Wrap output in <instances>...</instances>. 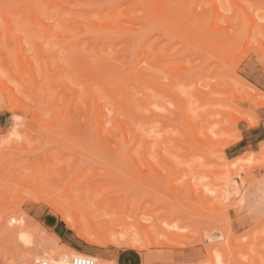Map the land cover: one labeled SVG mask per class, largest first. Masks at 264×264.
Listing matches in <instances>:
<instances>
[{"label": "rangeland", "instance_id": "374dc122", "mask_svg": "<svg viewBox=\"0 0 264 264\" xmlns=\"http://www.w3.org/2000/svg\"><path fill=\"white\" fill-rule=\"evenodd\" d=\"M20 1L24 0H0V15L7 11H13L15 7H18ZM30 1L28 3L36 2V7L42 15L52 18L53 27H56L54 28L55 31L60 32L65 28L62 26L61 29L58 25L59 20L64 21L62 19L65 21L113 19L112 22L117 24L116 26L140 29L134 33L121 27L102 31L101 28L89 24L88 27H79L75 24L71 28L72 30L65 28L68 30L65 31L63 29L64 34L68 33L75 36L69 39L70 41H61L55 40L50 35V37L44 36L41 24L36 22L30 24L29 19L23 17L22 20L19 14L12 15L15 19L14 24H17L14 25L17 28H14V32L21 35V43L26 51L24 54L29 56L28 59L36 61L37 50L31 43L38 42L41 43L42 53L46 56V59L43 58L41 62L44 64L47 63V59L50 60L52 68L44 70V77L50 72L54 78L56 77L55 79L61 76L72 79L71 75L74 72L80 74L81 77L82 70H84L82 67H86L88 63L84 66L82 64L91 61L88 66H92V63L96 61L97 65L100 62L97 58L102 57L104 60H100L105 62L104 66L101 64L102 68L100 66L101 69H98L96 65H93L92 67L95 66L99 72L96 71V76L93 74L92 77H97L98 80L100 76H104L108 80H105L107 83L116 75L125 76L129 74L131 70L127 67L128 63L134 62L131 63L132 66L137 67L138 71H143L150 84L145 85L148 87L143 86V84L136 86V89H131V103L136 113L134 114L135 117L133 116V121L136 119L135 124L137 123V126L146 124L144 126L147 127L145 131L147 135L138 126V131L142 132L143 136L142 134L139 135L144 139L147 137L150 141L154 140L151 138L156 137L158 143L161 142L162 145L161 147L156 146L155 149L160 153V149H162L163 156L160 159L155 157L157 154L154 151L147 159L148 162H143V165H136L124 153V149L128 146L123 147L120 151H113L111 149L112 140L115 142L118 141L117 139L121 140L122 137L117 138L115 136L109 138L110 140L105 137L108 138L109 135L112 137V133H117L118 126L112 122L113 120L108 119L110 121L108 123L103 121L105 125L101 126L106 130L107 128L110 129L111 131L108 132L110 134L107 131L104 132L102 128L104 133L102 132L100 137L97 135V128H101V126L97 127L99 126L97 117L100 118L97 104L87 100L89 99L88 93L82 89H79L77 101L73 103L71 99L69 100L67 97L65 99L67 90L64 93L65 89H57L52 93L53 98L50 94V98L53 99L50 100L53 102L50 103L51 106L47 102L50 95L45 97L46 100L42 104L40 98L42 99L43 92L36 90L39 89L36 88L34 89L35 93L37 91L36 95L31 94L30 90L34 86L22 75V71L21 74L17 73L20 72L19 68L21 70V64H23L19 63V67V61L16 57L22 53L20 43H15L14 34H11L9 46L7 44L6 46L1 38L0 64L2 62L14 71L8 74V68L2 67L7 70L4 73L7 72L9 75L8 79L5 74L4 77L2 76L3 80L6 79L4 85H9L12 89L0 94V139L8 133L13 115L16 114L26 119V126L23 129V134L26 135L23 139L24 143L20 146L17 145L21 151L17 146L18 149H7L0 144L2 146L0 153L4 158L0 157V160L3 161L0 162V169L2 170L0 171V191L3 195L5 194V197L0 194L2 195L0 196L1 264H8L18 257L21 259L25 255L37 252L41 248H49L54 244L63 245L87 255L100 256L107 264H116L114 258L120 250L138 251L141 264H214L212 263L213 255L222 251H216L219 247L210 244L208 232L217 229H228L232 239L238 244L232 250H237L234 255L240 258L237 257L240 262L235 259L237 262L231 260V263L232 261L233 264H235L234 262L237 264L245 263L247 260L249 262L250 259L254 261L249 263L264 264V214L247 210L246 201L240 202L239 197L232 192L235 188L233 187L235 181L241 182L245 188L258 177L264 180V169L251 164H256L257 158L261 160V162L258 160L259 163H264V141L253 142L242 137L244 127L252 128L259 124L260 115L264 110V106L255 107L254 101L264 102V51L260 46V43L264 42V0H237L238 3L240 2V8L238 3L237 6L234 4V0H215V3L214 0H192L195 2V4L193 3L194 6L191 4L186 9L187 13H184L187 19L192 17L195 12L198 13L200 8L207 10L206 12L200 10L201 18L207 20L206 28L204 29L205 26L203 25L204 27L199 29L200 31L197 29L198 34H193V36L192 33L186 34L183 30H178L179 28L174 27L175 24L173 25L175 30L184 35L174 34L176 33L174 31L171 32L173 34L171 36L170 31L167 29L160 30L162 26H158L153 20L151 21L154 23L149 21V24L142 28L143 23L146 22V17H142L144 9L139 0H82L83 3H76L78 0H73L74 2L71 3V0H68L63 7L59 5L60 3H54L53 0ZM171 1L174 2V0H166L165 3L169 4ZM216 1L219 5L221 4L222 7H219L222 9L213 5L217 3ZM222 1H225V4ZM171 4L170 7H173L174 3ZM211 6H216V10L219 12L215 17L213 11L215 8H210ZM170 7L168 6V8ZM59 8L63 9L59 10ZM244 9L245 13H241ZM224 10L227 12L225 13ZM247 11L250 13L248 16ZM249 15L253 17V22H251ZM167 16L173 18V14L168 13ZM183 18L185 20V16ZM180 20L181 17L179 22ZM250 22L251 24H249ZM233 23L235 26L232 25ZM177 24L181 25V23ZM215 27L216 29H213ZM234 31H236L235 35L237 34V36H233L235 39L231 36L233 42L228 35ZM145 34H148L146 36V48H150L151 52L148 61L141 62V48L138 45L142 43V37ZM187 35L196 38L194 44L203 41V45L197 43L198 46H192L191 37H186ZM185 38H188L191 44ZM209 38L212 40L208 41ZM213 40L215 45L212 44V46ZM217 40L219 41L216 43ZM77 43L79 44L77 45ZM3 44L6 47H2ZM19 50L20 52H18ZM52 51L56 54L54 53L55 57L51 58V54L54 56ZM12 53H15V58ZM156 55L160 59H157ZM6 57L10 58V61ZM68 60L74 64L70 63L72 68L66 69L67 72L54 70L56 61L60 63L67 61L66 63L69 64ZM77 61H81V63L78 64ZM37 65H35V70L39 68ZM39 69L41 70V68ZM72 69H78L81 72H77L78 70L73 72ZM102 69L104 70L102 71ZM100 72L103 74L98 75ZM78 74H73V76H76V79L79 78V82L88 86L90 90L93 88L94 91H92L96 94L98 102L101 105L103 102V107L106 105L105 111L108 115L106 118L112 119L118 115L123 119L125 113L118 105L119 101L106 97L104 94L103 86L100 85L103 80L100 78V82L97 83L96 80H87L88 82L83 83L84 79L81 81L82 77L77 76ZM20 75L22 76L20 77ZM108 84L110 85V83ZM78 85V88H82L81 84ZM27 88L29 89L28 92L26 91ZM59 91H63V93H59ZM248 93H253L254 97ZM16 98L31 106L27 114H24L25 112L20 109L10 110L9 101H14ZM56 99L61 103V105L59 104L60 109L62 106L63 113L61 115L58 114L60 109H58L59 105L57 106ZM139 101H142V104L138 103ZM54 102L57 106L55 109ZM91 102L95 103L94 108H97L96 110L93 106L90 107L94 105ZM87 103L89 104L87 105ZM84 106L87 108L85 109ZM41 110L47 112L49 110V112H46L45 116H41L39 112ZM72 110L74 111L72 112ZM66 115H68L66 119L69 126H63L67 122L64 119ZM106 118L104 116V119ZM197 119H200V122ZM189 120L193 123H190ZM201 120L203 121L202 124ZM80 121L83 123L79 124ZM185 121L188 122L185 123ZM46 122L50 123V127L45 125ZM82 131L84 132L82 133ZM206 133H209V136H205ZM149 137L151 138L149 139ZM114 139L116 140L114 141ZM108 141L110 142L108 143ZM209 141L214 142V145ZM149 147L151 148V145ZM162 158L165 163L161 162ZM47 159H50V162ZM167 160L171 163L166 162ZM244 165L246 166L244 167ZM141 166L143 170L138 168ZM248 166H250L249 171ZM245 170L249 174L248 172L246 174ZM187 172L189 173L188 176ZM250 174L252 175L250 176ZM51 178H55L57 182ZM37 188L41 190L40 193ZM66 188L70 191L69 194L67 193L68 196L65 193ZM17 195L19 197H15ZM208 198L213 202L209 201ZM58 207L61 209V213L56 210ZM71 212H75L78 216L81 233L89 238L93 244H86L80 240L78 224ZM84 215L88 217L91 223L86 220L87 217ZM64 219L65 221H63ZM55 220L58 222L56 226L53 224ZM138 223L149 224L147 234L143 235L138 229L136 231L141 233L139 236L140 233L134 231L135 226L138 228ZM132 229L137 233L139 239L136 243L141 242V246L139 245L141 248L131 249L126 245L130 241L126 237L127 233H132ZM108 231L109 233H107ZM120 235H124V240H128H126L125 245L124 241H121L123 245L120 244V241L118 242L121 238ZM140 237L142 241H140ZM248 262L246 263L248 264Z\"/></svg>", "mask_w": 264, "mask_h": 264}, {"label": "bare ground", "instance_id": "6f19581e", "mask_svg": "<svg viewBox=\"0 0 264 264\" xmlns=\"http://www.w3.org/2000/svg\"><path fill=\"white\" fill-rule=\"evenodd\" d=\"M25 1V2H24ZM24 1H20V3L18 4V7H15V9L13 10V11H11V12H9V11H7L6 13H2L1 15H0V39L2 38V42L4 41V44L6 45H8L9 43H10V40H11V34H14V38H15V43H20V50L22 51V53L18 56H16L15 55V53H12L13 54V57L15 58V56L17 57V59H18V65H19V67H20V64L21 63H23V64H21V70H20V68H19V71L20 72H17L18 74H21V71H22V75L24 76V77H26L29 81H30V83H31V85L32 86H34V87H32L31 88V90H30V92H31V94H33L34 96L36 95V93H37V91H36V93H35V91H34V89H36V88H39V89H36V90H40L41 92H43V95H42V99L40 98V102H42V104L44 103L43 101H45L46 99H45V97H47V95H52V93L54 92V91H56L57 89H61V90H63V89H65L64 91V93H66V90L68 91L66 94H65V99H66V97L67 98H69V100L71 99V101H72V103L73 102H75V101H77V97H78V95H79V89H82L83 91H86L87 93H88V97H89V99H87V100H89V101H94L96 104H97V108H98V114H99V116H100V118L99 117H97L98 118V120H97V118H96V120H97V122H98V125L99 126H97V127H100L101 125H105V123L104 122H106L107 121V123L108 122H110V121H108V119L109 120H113L112 122L114 123V124H116L117 126H118V131H117V133H112V137H110L111 135H109L108 136V138H107V136L105 137L106 139H109V138H114L115 136L117 137V138H119L120 136L122 137V139L121 140H119V139H117L118 141H115L116 139H114V141L115 142H113V140H112V142H111V145H113L112 147H111V149L113 150V151H117V150H121V149H123V147L125 148V146H128L127 148H125L124 149V153H125V155H127L133 162H134V164H136V165H143V162H148V160L147 159H149V156L151 155V152L153 153L154 151H155V154H157V155H155V157H157V158H161L163 155H162V149H160L161 150V153H160V151H157L155 148H157L156 146H160L161 147V142H159L160 143V145H158L159 143H158V139H156V137H153V138H151V137H149V139L151 138V139H154V140H148V138L147 137H145V139H144V137H142L141 138V134H142V132L144 133L145 131H146V128L147 127H145L146 126V124L145 123H143L141 126H139V127H141L140 129H141V131L142 132H140V131H138L139 130V128H138V126H137V123L135 124V121H136V119H135V121H133V116H134V114H136L135 112H134V110H133V105H132V103H131V98H130V94H131V92H132V88L134 89L136 86L138 87L139 85H143V86H145V85H148V84H150L149 83V81H148V79L144 76V75H146V74H143V71H138V69H137V67H135V66H132V64L134 63V62H129L128 64V68H130V70L132 71H129L130 73L129 74H127V75H125V76H121V75H116L112 80H109V82H107V83H110V85L108 84L107 85V83L105 82V80H107V79H105V77L104 76H100V78L103 80V81H101L102 82V84L100 83V85L101 86H103L102 87V89H103V91H104V94L106 95V97H110L111 99H113V100H115V101H119L118 102V105L120 106V108H122L123 109V112L125 113V115H123V119L122 118H120V117H118V115L117 116H114L112 119H110V117H108V118H106V116H108L107 115V113H106V111H105V109L107 108V107H105L106 105H104V107H103V102H102V105L98 102L99 100H97V97L95 96L96 94H94V89L92 88L91 90L89 89V87L88 86H85L84 84H82V82L80 83L79 81V78L78 79H76V76H73V74H78V73H75L74 71L75 70H78L79 69V67H78V69H72V71L74 72H71V73H73L72 75H71V78L72 79H69V78H64L63 76H61L60 78L58 77V79H55L53 76H52V74H51V72L50 73H48V74H46V76L44 77V70L47 68L48 70H50L51 68H52V66H51V63L48 61V59H47V63H42L41 61H43V58L44 59H46L45 57L46 56H44L43 55V53H42V46H41V43H36V42H33V43H31V45L33 46V47H35L36 48V50H37V59H36V61L34 60H29L28 58H29V56H27L26 54H24V52H26L25 51V47H24V45L21 43V41H22V37H21V35L20 34H16L15 32H14V30L15 29H17V28H15V26L17 25V24H14L15 23V19L12 17V15L13 14H19L21 17H22V20H23V17H25V18H27V20L29 19V23L30 24H33L34 22H36V23H39V24H41L42 26H43V31H44V36L45 35H48V37H54V39L55 40H61V41H63V40H69V39H71V38H73L75 35H70V34H64V32L65 31H68V30H65V28H68V29H71L72 27H73V25H79V27L80 26H87L88 24L91 26H93V27H97V28H101L102 29V31L103 30H112V29H114V28H116V27H121L122 29H125V30H129L130 32H132V33H134V32H138L140 29H137V28H132V27H123V26H116L117 24H114V22H112L113 21V19L111 20V19H108V20H101V21H91V20H88V19H83V20H74V21H71V20H66L65 21V19H62V20H64V21H60L59 20V24L58 25H60V28L62 29L63 27L62 26H64L65 28H63L60 32L59 31H55V29L54 28H56V27H53V22H52V18H50V17H45L44 15H42V13L40 12V10L39 9H37V7H36V2H32V3H28L26 0H24ZM72 1L73 0H71V3H72ZM140 1V4L143 6V9H144V13L142 14V17L144 16V17H146V22L145 23H143V26H142V28H144V27H146L147 26V24H149V21H151V20H153V21H155L156 22V24H158V26L160 25V26H162L161 28H160V30H163V29H167L168 31H170V33L171 32H174V31H176V33H174V34H180L179 32H178V30H183V32L184 33H186V34H191L192 33V36H193V34H198V32L200 31L199 29H202L204 26V29L206 28V19L205 18H201V16H200V12L201 11H204V12H206L205 11V9L203 8V9H199V11H198V13L197 12H195V14L192 16V17H190V15H189V17L190 18H186V15H184V13L186 12V9L192 4L193 6H194V4H195V2L194 1H192V0H174V2L173 1H171L169 4H167V3H165L166 2V0H139ZM197 1V0H196ZM198 1H200V0H198ZM235 2H234V4H236V6H237V3H238V1L237 0H234ZM22 2V3H21ZM31 2V1H30ZM50 2H52V1H50ZM53 2L55 3V2H57V4L58 3H60L59 5H62L61 7H63V6H65V3L66 2H68V0H53ZM52 2V3H53ZM74 2V1H73ZM76 2V1H75ZM78 2H80V3H83V1L82 0H78L76 3H78ZM214 3H215V0L213 1ZM217 2V1H216ZM221 2V1H220ZM232 2V1H231ZM51 3V4H52ZM63 3V4H62ZM171 3H174V6L173 7H170V6H172V4ZM194 3V4H193ZM218 3V2H217ZM213 4V5H217V7L218 8H221L222 6H221V4L219 5V3L218 4ZM222 3H224L225 4V1H222ZM242 3V2H241ZM69 4H70V1H69ZM210 4H211V1H210ZM210 4H209V6H210ZM231 4H233V3H231ZM79 5V4H78ZM240 2L238 3V7L240 8ZM57 6V5H56ZM168 6L170 7V8H168ZM197 6V5H196ZM219 6H221V7H219ZM60 7V6H59ZM226 7V6H225ZM208 8V7H207ZM210 8H215V9H213V11H214V17H215V15H217V13H219V12H217V10H216V6H211ZM242 8H244V7H242ZM63 8H59V10H62ZM222 9V8H221ZM226 9V8H225ZM201 10V11H200ZM212 10V9H211ZM224 12H225V10H224ZM227 12V11H226ZM225 12V13H226ZM168 13H170V14H173V18L171 17V16H167V14ZM187 13V12H186ZM223 13V12H222ZM241 13H245V9H244V11H241ZM248 11H247V16H248ZM174 14H175V16H176V18H175V16H174ZM203 14V13H202ZM250 14V13H249ZM219 15V14H218ZM151 18H150V17ZM183 16H185V20H184V18L182 19V17ZM213 16V15H212ZM242 16V15H241ZM246 16V15H245ZM141 17V18H142ZM167 17V18H166ZM178 17V18H177ZM180 17H181V20H180V22H179V19H180ZM213 17V18H214ZM223 17V16H222ZM221 17V18H222ZM249 17H251V22H253L252 20H253V17L252 16H250L249 15ZM255 17V16H254ZM259 17V16H258ZM24 18V19H25ZM128 18V17H127ZM150 18V19H149ZM175 18V19H174ZM212 18V17H211ZM260 18V17H259ZM21 19V18H20ZM134 19V18H133ZM174 19V20H173ZM178 21H177V20ZM185 21V22H183V21ZM218 20V19H217ZM246 20V19H245ZM244 20V21H245ZM124 21H126V20H124ZM147 21H148V23H147ZM173 21V22H172ZM177 22V23H181V25L179 24H177V23H174V22ZM248 21H250V20H248ZM247 21V22H248ZM122 22V21H121ZM152 22V21H151ZM170 22V23H169ZM251 22L249 23V24H251ZM257 22V21H256ZM152 23H154V22H152ZM166 23H169L168 25L166 24ZM188 23H191V24H188ZM215 23V22H214ZM235 23V22H234ZM234 23L232 24L233 26H235L234 25ZM56 24V23H55ZM140 24H141V22H140ZM175 24V25H174ZM184 24V25H183ZM186 24H187V27H185L186 26ZM208 24V23H207ZM210 24V23H209ZM231 24V23H230ZM245 24H246V22H245ZM15 25V26H14ZM127 25V24H126ZM171 25V26H170ZM173 25H174V27H176V28H179L178 30H175L176 28H174L173 27ZM177 25V26H176ZM204 25V26H203ZM33 26V25H32ZM129 26H132V25H129ZM184 26V27H183ZM226 26V25H225ZM58 27V26H57ZM88 27V26H87ZM181 27V28H180ZM224 27V26H223ZM247 27V26H246ZM15 28V29H14ZM32 28H34V27H32ZM31 28V29H32ZM96 28V29H97ZM221 28V27H220ZM235 28V27H234ZM54 29V30H53ZM95 29V28H94ZM100 29V30H101ZM120 29V28H119ZM197 29L199 30V31H197ZM213 29H216V27L215 28H213ZM263 29V28H262ZM19 30V29H18ZM57 30V29H56ZM72 30V29H71ZM81 30V29H80ZM80 30H79V32H80ZM84 30V29H83ZM219 30V29H218ZM238 30V29H237ZM246 30V29H245ZM82 31V30H81ZM188 31V32H187ZM224 31V30H223ZM226 31V30H225ZM229 31H231V30H229ZM59 32V33H58ZM216 32V31H215ZM220 32H222V31H220ZM235 32L236 31H234L233 33L231 32V34H229L228 36L231 38V36L233 37V36H237V34L235 35ZM169 33V34H170ZM246 33V32H245ZM251 33H252V31H251ZM172 34V33H171ZM185 34V35H186ZM42 35V36H43ZM50 35V36H49ZM148 34H145L143 37H142V39H143V41H142V43L140 44V45H138V46H140V48H141V54H142V59L140 60L141 62L143 61V62H147L148 61V59H149V57H150V52H151V49L150 48H146V45H147V40H146V36H147ZM180 35H184L183 33L182 34H180ZM223 35H224V33H223ZM222 35V36H223ZM43 36V37H44ZM171 36H173V34L171 35ZM178 36V35H177ZM177 36H176V38H177ZM190 35H187L186 37H189ZM192 36H190L191 38H190V40L192 41V43L194 42L195 43V37H193L192 38ZM195 36V35H194ZM179 37V36H178ZM75 38H77V37H75ZM80 38H81V36H80ZM79 38V39H80ZM180 38V37H179ZM181 38H183V37H181ZM226 38H228V37H226ZM234 38V37H233ZM233 38H231L232 39V41H233ZM186 39V38H185ZM194 41H193V40ZM198 39H200V38H198ZM210 39L211 38H209V39H207L208 41H210ZM217 39V38H216ZM235 39V38H234ZM77 40V39H76ZM187 40V42L188 43H190V40L187 38L186 39ZM203 40V39H202ZM212 40V39H211ZM70 41V40H69ZM72 41V40H71ZM79 42H80V40H78ZM208 41H206V42H208ZM219 40H217V41H215L216 43L218 42ZM224 41V40H223ZM263 41V40H262ZM75 43L77 42V41H74ZM201 43H199V41L198 42H196V44H192V46H194V45H197V43H198V45L199 44H201V45H203V41H200ZM214 40L212 41V43H211V45L213 44V45H215L214 43ZM229 42V41H228ZM234 42V41H233ZM70 43H72V42H70ZM69 43V44H70ZM236 43V42H235ZM260 43V42H259ZM3 44V46L2 47H6L5 45ZM56 44V43H55ZM54 44V45H55ZM61 44V43H60ZM63 44V43H62ZM79 43H77V45H78ZM191 44V43H190ZM206 44H210V43H206ZM58 46H59V44H57ZM64 45V44H63ZM67 45V44H66ZM197 45V46H198ZM212 45V46H213ZM217 45H219V44H217ZM9 46V45H8ZM11 46V45H10ZM17 46V45H16ZM73 46H74V44H73ZM260 46H262V48H263V51H264V42H262V43H260ZM18 47V46H17ZM72 47V46H71ZM9 48V47H8ZM66 48V47H65ZM139 48V47H138ZM19 49V48H18ZM20 50L18 51V52H20ZM35 50V51H36ZM10 52V51H9ZM51 52V51H50ZM53 52V55H54V51H52ZM7 54V53H6ZM5 54V55H6ZM17 54H19V53H17ZM56 54V53H55ZM141 54H140V56H141ZM15 55V56H14ZM6 56H9V55H6ZM49 56V55H48ZM57 56V55H56ZM4 57V56H3ZM13 57H11V58H13ZM50 57L52 58V57H55V55L54 56H52V54L50 55ZM97 58V57H96ZM95 58V59H96ZM156 58L157 59H160V57L159 56H157L156 55ZM156 58H155V60H156ZM6 59H8L7 57H6ZM10 59V58H9ZM8 59V60H9ZM16 59V60H17ZM97 59H99V63H97V65H96V61L95 62H93L92 64L93 65H96V68H98V69H101L102 68V66H101V64H103V66H104V63L102 62L104 59L101 57V58H97ZM96 59V60H97ZM102 61H101V60ZM6 61V60H5ZM10 61V60H9ZM46 61V60H45ZM44 61V62H45ZM69 61V60H68ZM82 61V60H81ZM81 61L80 62H78V64L79 63H81ZM157 61V60H156ZM12 62H14V61H12ZM38 62H40V63H38ZM67 62V61H66ZM66 62H62V63H60V62H58V61H56V63H55V65H54V70H57V72L59 71V70H62V72H63V70L65 71L66 69H71L72 67H70V63H72L71 61H69V64L68 63H66ZM90 62L91 61H89V62H83L82 61V63H84V64H82L83 66L86 64V63H88V64H90ZM10 63V62H9ZM15 63V62H14ZM16 63H17V61H16ZM20 63V64H19ZM132 63V64H131ZM37 64H40L39 66L37 65ZM46 64V65H45ZM72 64H74V63H72ZM88 64H86V67L84 66V67H82V69H84V70H82L83 71V73L81 74L82 76V79H81V81L83 80L84 82L83 83H85V81H90V80H93V81H95L96 83L97 82H100V78L97 80V77L95 78H93L92 76H93V74L95 75V74H97V72L96 71H98L99 72V70L97 69H95V66L94 67H92V66H88ZM146 64H148V63H146ZM150 64V63H149ZM17 65V66H18ZM35 65H37L39 68H41V70L39 69V68H36V70H35ZM106 65V64H105ZM141 65V64H140ZM101 66V68H99ZM5 67V69H7L8 67L6 66V65H4L2 62H1V64H0V83L1 84H3V85H1L0 84V94H3L5 91H10L12 88H10L9 87V85H4V80H6V79H2V76L5 74L4 72L5 71H7L8 70V74H11V71H14V69H12L11 70V67H10V69L8 68L7 70H4L3 68ZM7 67V68H6ZM75 67V66H74ZM80 67H81V65H80ZM76 68V67H75ZM92 68V69H91ZM136 68V69H135ZM39 69V70H38ZM104 69H106L105 67H104ZM104 69H102V71L104 70ZM143 69V68H142ZM38 70V71H37ZM54 70H53V72H54ZM80 70V69H79ZM77 71V72H81V71ZM96 72H94V71ZM183 70H184V68H183ZM68 71V70H67ZM67 71H65V72H67ZM90 71V72H89ZM101 71V70H100ZM103 74V72H100L98 75H100V74ZM7 74V72H6V77H7V79H8V77H9V75ZM59 74H61V72H59ZM58 74V75H59ZM4 75V76H5ZM22 75H20V77L22 76ZM80 74H78L77 76H79ZM3 76V77H4ZM56 76V75H55ZM96 76V75H95ZM19 77V78H20ZM67 77V76H66ZM80 77V76H79ZM80 77V78H81ZM103 77V78H102ZM21 80H23V78H20ZM26 79V80H27ZM153 79V78H152ZM25 80V79H24ZM153 80H155V79H153ZM152 80V81H153ZM43 81V82H42ZM87 81V82H88ZM108 81V80H107ZM156 81V80H155ZM148 83V84H147ZM6 84V83H5ZM25 84V83H24ZM78 84H81V87L82 88H78ZM88 84V83H87ZM86 84V85H87ZM88 85H90V84H88ZM160 85V84H159ZM24 86V85H23ZM100 86V87H101ZM153 86V85H152ZM25 87V86H24ZM24 87H23V89H24ZM110 87V88H109ZM136 87V88H137ZM145 87H148V86H145ZM84 88V89H83ZM135 88V89H136ZM28 89V88H27ZM93 90V91H92ZM146 90V89H145ZM13 91V90H12ZM27 92L29 91V89L28 90H26ZM153 91V90H152ZM62 93H63V91H61ZM60 91H59V93H61ZM202 93V92H201ZM12 94V93H11ZM30 94V93H29ZM30 94V95H31ZM58 94V93H57ZM249 95L251 94V93H248ZM40 95V96H41ZM51 95L49 96V101L47 100V102H49V104L48 105H50L51 106V104L50 103H53L52 101L50 102V100H53L52 98H53V95H52V98H50L51 97ZM85 95V94H84ZM251 95H253V93L251 94ZM250 95V96H251ZM32 96V95H31ZM56 96V95H55ZM99 96V95H98ZM16 97V96H15ZM33 97V96H32ZM39 97V96H38ZM57 97V96H56ZM87 97V96H86ZM87 97V98H88ZM118 97H119V99H118ZM253 97H254V95H253ZM252 97V98H253ZM3 98V97H2ZM99 99H101L100 97H98ZM17 99V98H16ZM14 100V101H9V104H8V106H9V108H10V110H12V111H14L15 109H20V110H22V111H24L25 113L24 114H27L29 111H30V108H31V106L28 104V103H25V102H23V101H20L19 99H17V100ZM55 99V98H54ZM238 99V98H237ZM251 99V98H250ZM61 100H62V98H61ZM68 100V99H67ZM66 100V102H68ZM84 100H86V99H84ZM55 101V100H54ZM56 103H57V106L60 104L61 105V103L59 102V100H57L56 99ZM82 101V100H81ZM88 101V102H89ZM101 101V100H100ZM255 101V107H260V106H264V102H262V101H259V100H254ZM38 102V101H37ZM66 102H65V104H66ZM94 102H91V103H93L94 105H89L90 107H92L93 106V108L95 107V103ZM178 102H180V101H178ZM39 103V102H38ZM46 103V102H45ZM55 102H54V104H53V106H54V109L57 107L55 104H56ZM80 103V102H79ZM138 103H140V104H142V101H139ZM39 104H41V103H39ZM89 103H87V105H88ZM180 104V103H179ZM60 105L58 106V109H60L59 107H60ZM41 106V105H40ZM46 106V105H45ZM44 106V107H45ZM52 106V107H53ZM82 106V105H81ZM80 106V107H81ZM44 107H42V108H44ZM65 107V106H64ZM63 107V108H64ZM103 107V108H102ZM182 107V106H181ZM47 108V107H46ZM78 108V107H77ZM84 108H85V106H84ZM84 108H82L83 110H85L86 108H87V106H86V108L84 109ZM96 108V109H97ZM149 108V107H148ZM184 108V107H183ZM48 109V108H47ZM65 109V108H64ZM67 109V108H66ZM95 109V108H94ZM95 109V110H96ZM44 110V109H43ZM46 110V109H45ZM61 110H62V106H61V109H60V113L58 112V114H60L61 115V113H63V110H62V112H61ZM91 110V109H90ZM89 110V111H90ZM53 111V110H52ZM51 111V113H53ZM57 111V110H56ZM71 111V110H70ZM74 110H72V112H73ZM108 111H110V109H108ZM145 111V110H144ZM186 111V110H185ZM188 111V110H187ZM40 112V115L41 116H43L47 111H39ZM48 112H49V110H48ZM47 112V113H48ZM65 112V111H64ZM67 112H69V111H67ZM95 112V111H94ZM105 112V113H104ZM184 112V111H183ZM89 113V112H88ZM108 113H110V112H108ZM186 113V112H185ZM198 113V112H197ZM64 114H66V113H64ZM64 114H63V116H64ZM70 114V113H69ZM75 114V113H74ZM115 114V113H114ZM54 115V114H53ZM146 115V114H145ZM144 115V116H145ZM152 115H155V114H152ZM158 115V114H157ZM161 115V114H160ZM188 115V114H187ZM198 115V114H197ZM200 115H202V114H200ZM45 116V115H44ZM52 116V115H51ZM62 116V118H64ZM68 115H66V117L64 118V119H66V118H68L67 117ZM70 116V115H69ZM104 116H105V118L106 119H104ZM199 116V115H198ZM197 116V117H198ZM54 117H56V116H54ZM94 117V116H93ZM103 117V118H102ZM135 117V116H134ZM165 117V116H164ZM197 117H195V118H197ZM62 118H60V119H62ZM70 118V117H69ZM138 118V117H137ZM144 118V117H143ZM188 119V118H187ZM194 119V118H193ZM50 120H52L51 118H50ZM57 120V119H56ZM59 120V119H58ZM57 120V121H58ZM184 120H186V119H184ZM198 120V119H197ZM200 120V119H199ZM198 120V121H199ZM202 120H204V119H202ZM201 120V124H202V121ZM62 121V120H61ZM66 121H67V119H66ZM104 121V122H103ZM139 121H141V120H139ZM190 121V120H189ZM52 122V121H51ZM63 123H65L64 121H62ZM76 122V121H75ZM81 122L82 121H80L79 122V124H81ZM188 122V121H187ZM186 121H185V123H187ZM200 122V121H199ZM198 122V123H199ZM61 123V122H60ZM83 123V122H82ZM90 123V122H89ZM96 123V122H95ZM103 123V124H102ZM106 123V124H107ZM147 123V122H146ZM190 123H193V122H191L190 121ZM189 123V124H190ZM195 123V122H194ZM197 123V124H198ZM57 124V123H56ZM144 124H145V126H144ZM45 125L46 126H48L49 125V127H50V123H48V122H46L45 123ZM53 125V124H52ZM61 125H62V123H61ZM69 126V122L67 121L66 123H65V125L63 124V126ZM72 125V124H71ZM191 125V124H190ZM25 126H26V119H24V118H22L21 116H19V115H13V117H12V124H11V127H10V129L8 130V133L6 134V136H4L2 139H0V144L1 145H4L3 147L4 148H7V149H15V148H19V146L20 145H22V143H24L23 142V139L26 137V135L25 134H23L24 133V128H25ZM56 126V125H55ZM94 126V125H93ZM103 126H101V128H97L98 129V133H97V135L100 137V134H103L104 132H106L107 131V133L108 132H110L109 130H108V128H107V130L105 129V128H103ZM136 126V127H135ZM143 126V127H142ZM48 127V128H49ZM81 127V126H80ZM106 127V126H105ZM149 127V126H148ZM47 128V127H46ZM67 128V127H66ZM82 128V127H81ZM104 129V132H103V129ZM136 128H137V130H136ZM144 129V130H143ZM48 130V129H47ZM61 130V129H60ZM65 130V129H64ZM67 130H69V129H67ZM100 130H102V131H100ZM194 130H195V128H194ZM100 131V132H99ZM56 132V131H55ZM78 132H79V129H78ZM84 131H82V133H83ZM96 132H97V130H96ZM103 132V133H102ZM65 133H67V132H65ZM64 133V134H65ZM106 133V134H107ZM62 134H63V132H62ZM68 134V133H67ZM108 134H110V133H108ZM140 134V135H139ZM145 134H146V132H145ZM209 134V133H208ZM207 133H206V135L205 136H209ZM69 135V134H68ZM147 135V134H146ZM151 135V134H150ZM149 135V136H150ZM64 136V135H63ZM142 136H143V134H142ZM65 137V136H64ZM63 137V138H64ZM97 137V136H96ZM120 137V138H121ZM65 138H67V137H65ZM101 138H102V136H101ZM197 138V137H196ZM205 139H207V137H205ZM70 140V139H69ZM110 140V139H109ZM213 140V139H212ZM215 140V139H214ZM213 140V141H214ZM101 141V140H100ZM197 141H199V140H197ZM205 141H207V140H205ZM2 142H3V144H2ZM106 142V141H105ZM110 141H108V143H109ZM162 142H164V141H162ZM199 143H200V141H199ZM209 143H212V142H210L209 141ZM208 142H207V144H209ZM216 143H217V141H216ZM215 143V144H216ZM213 145H214V142L212 143ZM17 145H19V146H17ZM151 145V148H153V149H151L149 146ZM197 145H199V144H197ZM206 145V144H205ZM210 145V144H209ZM17 146V147H16ZM62 146H64V145H62ZM207 146V145H206ZM211 146V145H210ZM1 148H2V146H0V150H1ZM17 148V149H18ZM159 148V147H158ZM89 149V148H88ZM19 150L21 151V148H19ZM25 150V149H24ZM28 150V149H27ZM31 151V150H30ZM6 152V151H5ZM9 152V151H8ZM11 152V151H10ZM15 152V151H14ZM132 152H133V154H132ZM3 153V152H2ZM3 155V154H2ZM165 155V154H164ZM0 157L2 158V156H1V153H0ZM46 157V156H45ZM148 157V158H147ZM167 157V156H166ZM253 157V156H252ZM263 157V156H262ZM47 158H48V156H47ZM51 158V157H50ZM153 158V157H152ZM256 158V157H255ZM254 158V159H255ZM264 158V157H263ZM263 158H261V159H263ZM2 159H4V158H2ZM169 159H171V158H169ZM168 159V160H169ZM254 159H253V162H254ZM49 160V162H50V159H47V161ZM145 160V161H144ZM162 161L161 162H163L164 161V159L162 158L161 159ZM166 160V159H165ZM168 160L166 161V162H168ZM250 160V159H249ZM256 160V159H255ZM258 160H259V158H257V161H256V164L255 163H251L253 166H255V165H258V166H260V167H262L263 169H264V163H259V162H261V160H259V162H258ZM264 160V159H263ZM263 160H262V162H263ZM0 162L2 163L3 161H1L0 160ZM131 162V161H130ZM141 162H142V164H141ZM0 163V164H1ZM163 163H165V162H163ZM168 163H171V162H168ZM167 163V164H168ZM258 163V164H257ZM247 164V163H246ZM162 165V164H161ZM164 165V164H163ZM171 165V164H170ZM190 165V164H189ZM193 165V164H192ZM1 166V165H0ZM246 165H244V167H245ZM257 166V167H258ZM163 167V166H162ZM177 167V166H176ZM191 167V166H190ZM194 167V166H193ZM249 167L250 166H248V171H249ZM252 167V166H251ZM138 168H142V166L141 167H138ZM144 168H145V166H144ZM165 168V167H164ZM164 168H163V170H164ZM177 168H179V167H177ZM197 168H199L198 166H197ZM62 169V168H61ZM145 169H147V168H145ZM149 169V168H148ZM166 169V168H165ZM229 169V168H228ZM253 169V168H252ZM138 170H140V169H138ZM142 170H143V168H142ZM178 170V169H177ZM180 170V169H179ZM183 170H184V168H183ZM0 171H2L1 169H0ZM145 171V170H144ZM182 171V170H181ZM246 171V174H247V170H245ZM175 172V171H174ZM189 172V171H188ZM187 172V173H188ZM184 173V172H183ZM196 173V172H195ZM194 173V174H195ZM144 174V173H143ZM161 174L163 175V173H162V171H161ZM182 173L180 172V175H181ZM190 174H191V171H190ZM248 174H249V172H248ZM189 175V173L187 174V176ZM252 174H250V176H251ZM1 176V175H0ZM193 176V175H192ZM178 177V176H177ZM249 177V176H248ZM142 178V177H141ZM188 178V177H187ZM51 179H53V178H51ZM55 179V178H54ZM53 179V180H54ZM190 179V178H189ZM201 179V178H200ZM48 180H49V178H48ZM52 180V181H53ZM56 180V179H55ZM154 180V179H153ZM155 181V180H154ZM199 181V180H198ZM201 181H202V179H201ZM28 182V181H27ZM39 182V181H38ZM56 182H57V180H56ZM141 182V181H140ZM158 182V181H157ZM196 182V181H195ZM203 182V181H202ZM209 182H211V181H209ZM25 183V182H24ZM30 183V182H29ZM26 184H28V183H26ZM31 184V183H30ZM140 184V183H139ZM196 184H197V182H196ZM200 184V183H199ZM206 184H208V183H206ZM230 184V183H229ZM29 185V184H28ZM33 185V184H32ZM39 185V184H38ZM51 185V184H50ZM142 185V184H141ZM211 185V184H210ZM31 186V185H30ZM29 186V187H30ZM198 186H200V185H198ZM208 186H209V184H208ZM33 187V186H32ZM138 187V186H137ZM233 187H235L234 188V190L232 191L234 194H236L239 198V201L240 202H245L246 200H245V194H244V185L241 183V182H238V181H235L234 182V186ZM34 188V187H33ZM70 188V187H69ZM175 188V187H174ZM192 188V187H191ZM195 188V187H194ZM197 188V187H196ZM195 188V189H196ZM206 188V187H205ZM210 188V187H209ZM213 188V187H212ZM39 188H37V190H38ZM68 188H66L65 189V193L67 194L68 192H70L69 191V189L67 190ZM145 189V188H144ZM177 189V188H176ZM187 189V188H186ZM198 189H199V187H198ZM215 189V188H214ZM32 190V189H31ZM189 190V189H188ZM205 190H207V189H205ZM205 190H203V191H205ZM216 190V189H215ZM40 191L41 190H38V192L40 193ZM171 191V190H170ZM192 191V190H191ZM197 191V190H196ZM213 191V190H212ZM4 192V191H3ZM37 192V193H38ZM218 192V191H217ZM216 192V193H217ZM42 193V192H41ZM201 193V192H200ZM212 193V192H211ZM0 194H2L3 195V193L0 191ZM69 194V193H68ZM68 194H67V196H68ZM197 194V193H196ZM219 194V193H218ZM218 194H217V196H218ZM2 195H0V196H2ZM19 195V194H18ZM15 196V197H19V196ZM39 195V194H38ZM200 195V194H199ZM203 195V194H202ZM205 195V194H204ZM9 196H10V193H9ZM192 196V195H191ZM207 196V195H206ZM211 196V195H210ZM213 196V195H212ZM3 197H5V194L3 195ZM11 197H12V195H11ZM10 197V198H11ZM14 197V196H13ZM23 197V196H22ZM39 197H41V195H39ZM193 197H195V196H193ZM198 197V196H197ZM214 197H215V194H214ZM205 198H207V197H205ZM218 198V197H217ZM22 199H24V197L22 198ZM191 199V198H190ZM197 199H199V198H197ZM209 199V198H208ZM190 201H192V200H190ZM209 201H211L210 199H209ZM194 202V201H193ZM192 202V203H193ZM211 202H213V201H211ZM196 203H197V201H196ZM196 205V204H195ZM129 207V206H128ZM128 207H127V209H128ZM126 208V207H125ZM57 211H60L59 213H61V209L58 207L57 209H56ZM63 214V213H62ZM71 215H73V217H74V220L76 221V223L78 224V226H77V229H78V236H79V238H80V240L81 241H83V242H85L86 244H93V242L89 239V238H87L84 234H82L81 233V229H80V227H79V220H78V216L76 215V213L75 212H71ZM86 215H84V217H85ZM87 217V216H86ZM61 218H63V217H61ZM159 218V217H158ZM86 220L87 221H89L90 222V220L88 219V217L86 218ZM63 221H65V219L63 220ZM136 221H138V220H136ZM160 221V220H159ZM141 222V221H140ZM154 222V221H153ZM91 223V222H90ZM123 223V222H122ZM128 223V222H127ZM137 223V222H136ZM148 223V222H147ZM120 224H121V221H120ZM129 224V223H128ZM134 224V223H133ZM144 224V223H143ZM143 224H141V223H138V228H137V226H135L136 227V229H134V231L135 232H137L138 234L140 233V231H141V233L143 234V235H145V234H147V232H148V230H147V228H148V226H149V224H147V225H143ZM122 225V224H121ZM137 225V224H136ZM147 226V227H146ZM182 227V226H181ZM160 228V227H159ZM166 228V227H165ZM213 228V227H212ZM219 228V227H218ZM133 229H132V233H130V232H128L127 233V238H128V240H130V241H128L127 239V241L129 242V243H127L126 245H127V247L128 248H131V249H138V248H141L140 246H141V242H139V244L138 243H136L137 241H138V239L139 238H137V233H135L134 231H133ZM140 230L139 232L138 231H136V230ZM157 229V228H156ZM162 229V228H161ZM110 230V229H109ZM116 230V229H115ZM118 230V229H117ZM130 230V229H129ZM156 231V230H155ZM178 231V230H177ZM119 232V231H118ZM134 232V233H133ZM107 233H109V231L107 232ZM111 233H112V231H111ZM141 233L139 234V236L141 235ZM165 233H167V232H165ZM121 234V233H120ZM179 235V234H178ZM177 235V236H178ZM121 236V235H120ZM146 236H149V235H146ZM153 236V235H152ZM163 236V235H162ZM187 236V235H186ZM107 237V236H106ZM179 237V236H178ZM188 237V236H187ZM187 237H185V238H187ZM115 238V237H114ZM121 238H123V239H121ZM121 238H120V240H118V242L120 241V244H122L121 243V241H124V245H125V243L127 242L126 240H124V235H122L121 236ZM141 238V237H140ZM151 239V238H150ZM153 240V239H152ZM151 240V241H152ZM168 240V239H167ZM171 240V239H170ZM188 240V239H187ZM140 241H142V238H141V240ZM169 241V240H168ZM208 241L210 242V244L211 245H217L219 248L218 249H216V251H222V252H216L215 253V255H213L214 256V260H213V258H212V260H213V262L212 263H214V264H233V261H232V263H231V260H237L238 258L234 255L236 252H237V250H232V249H234V248H236L237 246H238V244L232 239V237H231V234L229 233V230L227 229H217V230H213V231H210V232H208ZM251 241V240H250ZM104 242V241H103ZM117 242V241H116ZM144 242H146V241H144ZM148 243V242H147ZM150 243V242H149ZM162 244H163V241L161 242ZM104 244V243H103ZM102 244V245H103ZM123 245V244H122ZM140 245V246H139ZM143 245V244H142ZM152 245H153V243H152ZM159 245V244H158ZM171 245V244H170ZM207 245V244H206ZM63 245H61V246H58L57 244H54V245H51V246H49V248L47 247V248H41V249H39V251H35V252H33V253H31L30 255H25V257H23V258H21V259H19V257H18V259H14L12 262H9L8 264H36L39 260H41V259H43V260H46L47 261V263L48 264H69V260H70V258L72 257V256H74V255H87L86 253H84V252H81V251H77V250H75V249H72V248H69V247H62ZM104 246V245H103ZM214 247V246H213ZM215 248H217V247H215ZM222 249V250H221ZM255 250H256V248H254ZM254 249H253V251H254ZM1 250H2V248H1V246H0V264L2 263V253H1ZM206 250H207V248H206ZM214 250V249H213ZM261 251H263V250H261ZM212 252V251H211ZM233 253V254H232ZM257 253V252H256ZM255 253V254H256ZM258 253H260V252H258ZM211 254V253H210ZM247 254V253H246ZM252 254V253H251ZM232 255H233V257H234V259H232L233 257H232ZM248 255H249V253H248ZM247 255V256H248ZM263 255V254H262ZM87 256H90L92 259H93V261H94V264H107L106 263V261H104L102 258H100V256H97V257H95V256H93V255H87ZM232 257V258H231ZM259 257V256H258ZM250 258H252V256H250ZM255 258V257H254ZM260 258V257H259ZM258 258V259H259ZM211 259V258H210ZM240 259V258H239ZM239 259L237 260V261H239ZM247 259H249L248 257H247ZM253 259V258H252ZM235 260V261H236ZM246 260V259H245ZM236 261V262H237ZM241 261H243L242 259H241ZM252 260H250L249 259V262H251ZM254 261V260H253ZM252 261V262H253ZM255 261H257L256 259H255ZM260 261V260H259ZM236 262H234L235 264H237ZM240 262V261H239ZM246 262H248V260L246 261ZM243 263V264H247V263ZM248 262V264H252V263H249ZM242 263H240V264H242ZM211 264V263H210ZM254 264H255V262H254Z\"/></svg>", "mask_w": 264, "mask_h": 264}, {"label": "crops", "instance_id": "0c3cea01", "mask_svg": "<svg viewBox=\"0 0 264 264\" xmlns=\"http://www.w3.org/2000/svg\"><path fill=\"white\" fill-rule=\"evenodd\" d=\"M261 119L257 126L245 128L242 132L243 139L246 138L253 142L264 141V110L260 115ZM246 198V208L251 212L264 214V180L256 178L251 184L244 188ZM54 226L58 224L54 221ZM116 264H141V257L135 250H120L114 258Z\"/></svg>", "mask_w": 264, "mask_h": 264}, {"label": "built area", "instance_id": "2783aa9c", "mask_svg": "<svg viewBox=\"0 0 264 264\" xmlns=\"http://www.w3.org/2000/svg\"><path fill=\"white\" fill-rule=\"evenodd\" d=\"M36 264H48L46 260H39ZM69 264H94L93 259L87 255H74L70 258Z\"/></svg>", "mask_w": 264, "mask_h": 264}]
</instances>
